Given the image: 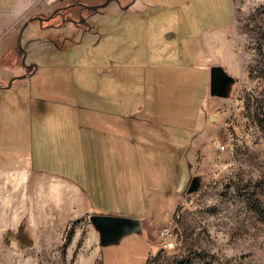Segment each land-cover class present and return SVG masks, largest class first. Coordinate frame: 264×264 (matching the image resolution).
<instances>
[{"label": "rangeland", "instance_id": "rangeland-1", "mask_svg": "<svg viewBox=\"0 0 264 264\" xmlns=\"http://www.w3.org/2000/svg\"><path fill=\"white\" fill-rule=\"evenodd\" d=\"M148 1L65 51L29 45L27 60L38 70L0 90V156L10 158L11 138L36 170L85 184L81 208L90 216L140 210L151 226L97 253L88 216L48 234L1 226L0 264H264V0ZM55 5L0 0V84L24 74L13 51L18 29ZM232 17L236 82L229 98L206 110L203 85L183 80L201 73L208 81L197 69L202 32ZM31 35L28 27L22 43ZM103 154L113 157L107 168ZM192 177L200 186L188 194ZM163 227L173 231L171 248L159 236Z\"/></svg>", "mask_w": 264, "mask_h": 264}, {"label": "crops", "instance_id": "crops-1", "mask_svg": "<svg viewBox=\"0 0 264 264\" xmlns=\"http://www.w3.org/2000/svg\"><path fill=\"white\" fill-rule=\"evenodd\" d=\"M149 5L150 1L148 0H136L129 10L141 11V6L146 8ZM233 21L232 17L231 22L211 26L202 32L204 36L197 51L201 56V60L197 63L199 72L207 71L209 73L210 67L213 66L212 64H216L223 67L228 75H235L234 72L238 68V65L230 35L232 33ZM11 50H9L10 53L12 52ZM14 55L16 56V54ZM166 75L165 73L157 74L158 79L162 78V81L166 78ZM184 75L187 76V74ZM173 76H176V73ZM184 78L183 81L188 80L192 82V89H194L193 83L196 80L198 81L199 87L203 85L206 110H210L211 107L219 105L218 98L209 94V78L207 82L206 80L204 81L201 73L193 74L191 77L189 75ZM139 112L140 108H137L133 112H129V114L136 115ZM202 127V130H199L194 135L193 140L197 138L195 140L197 145L204 139V132H201L205 131L206 127L204 119H202ZM196 144L191 149L188 163L193 159ZM4 146H6V152H8L10 158L3 161L0 156V227L18 224H23L28 227L37 226L39 229H41L40 227H42V230L43 228L46 229L48 234L56 226L63 227L65 230L71 223L82 221L85 216L90 217V214L84 212L81 208L82 203L90 193L85 184L77 179H69L66 176H60L56 173H45L43 170H36L30 161L29 154H20L17 152L16 146H14L11 138L9 144L7 143ZM3 150L0 149V155L4 153ZM109 158L112 159L113 157L108 154L100 156L103 162L101 168H107ZM36 194H41L39 196L40 199L36 197ZM51 199L56 200L52 201ZM154 204L155 200L152 198L150 205ZM51 205H54L55 208H51ZM75 211H79L78 216H75ZM140 213V210L133 213L121 212L119 216L138 218L141 223V229L143 226H147L146 228L148 230L152 224L151 219L153 218L147 212ZM87 232L89 233V241L92 245L96 246L97 253L100 246L98 232L91 225L88 227Z\"/></svg>", "mask_w": 264, "mask_h": 264}, {"label": "flooded vegetation", "instance_id": "flooded-vegetation-1", "mask_svg": "<svg viewBox=\"0 0 264 264\" xmlns=\"http://www.w3.org/2000/svg\"><path fill=\"white\" fill-rule=\"evenodd\" d=\"M107 0H48V4L55 3L47 14L42 12H34L27 17V22L24 31L29 27L33 35L22 43L28 44L26 50V57L24 64L21 59L24 54L17 47V37L14 50L17 53L16 58L19 59L20 66L24 69L23 73H28L32 68H25V65L30 64L33 60H27L30 55L28 47L30 44L41 41L52 49L58 51H65L70 44L76 45V39L82 40L87 35H93L106 27L108 18L115 16L114 14H124L129 12L135 1L132 0H110V2L103 8L91 9L90 6H98ZM127 5H129L127 7ZM114 6L115 10H108ZM126 7V8H125ZM67 26H70V33H63ZM20 27V28H21ZM20 28L17 31L19 34ZM61 32V35L58 34ZM22 33V35H23ZM55 36H52V34ZM37 34V35H36ZM35 35V36H34ZM43 35V36H41ZM39 36V37H38Z\"/></svg>", "mask_w": 264, "mask_h": 264}, {"label": "water", "instance_id": "water-1", "mask_svg": "<svg viewBox=\"0 0 264 264\" xmlns=\"http://www.w3.org/2000/svg\"><path fill=\"white\" fill-rule=\"evenodd\" d=\"M135 0H132V3ZM110 0L105 1L101 5L98 6H90L88 8L97 9L105 7ZM129 5H127L128 7ZM126 8V7H125ZM27 25V22L20 28L19 34L17 36V47L22 52H24L22 56V63L25 62L26 57V48L28 44H24L22 46V33ZM25 68L32 70L28 73H24L22 75H17L11 77L7 84H0V89L6 90L12 87V83L16 80H21L27 77H30L37 69V64L35 62H31L30 64L25 65ZM236 80L228 75L223 67L220 65H213L209 69V94L213 97L219 98H229L232 88L235 84ZM211 121L216 119L215 116L210 117ZM200 186V180L198 177H192L189 182L186 192L191 194L196 192ZM89 221L94 227V229L98 232L99 235V245L100 246H108L113 244H118L120 240L129 234H138L141 232V223L140 220L134 217H126V216H116V215H100L94 214L89 217Z\"/></svg>", "mask_w": 264, "mask_h": 264}, {"label": "built area", "instance_id": "built-area-1", "mask_svg": "<svg viewBox=\"0 0 264 264\" xmlns=\"http://www.w3.org/2000/svg\"><path fill=\"white\" fill-rule=\"evenodd\" d=\"M224 149V146L221 147ZM159 236L163 242L164 247L171 248L173 246L172 239H173V231L170 227H163L159 231Z\"/></svg>", "mask_w": 264, "mask_h": 264}, {"label": "trees", "instance_id": "trees-1", "mask_svg": "<svg viewBox=\"0 0 264 264\" xmlns=\"http://www.w3.org/2000/svg\"><path fill=\"white\" fill-rule=\"evenodd\" d=\"M1 90V89H0ZM8 235H11V234H8ZM9 239V237H7V240ZM18 241L20 242L21 245H24V246H30L31 245V241H26L21 238V237H17Z\"/></svg>", "mask_w": 264, "mask_h": 264}]
</instances>
